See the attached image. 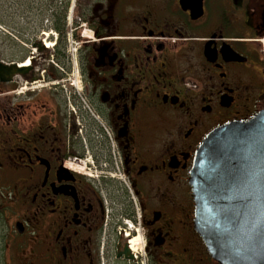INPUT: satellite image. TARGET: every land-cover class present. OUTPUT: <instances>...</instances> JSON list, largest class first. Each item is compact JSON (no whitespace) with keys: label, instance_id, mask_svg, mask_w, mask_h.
Listing matches in <instances>:
<instances>
[{"label":"flooded vegetation","instance_id":"obj_1","mask_svg":"<svg viewBox=\"0 0 264 264\" xmlns=\"http://www.w3.org/2000/svg\"><path fill=\"white\" fill-rule=\"evenodd\" d=\"M0 264H221L195 152L264 111V0H3Z\"/></svg>","mask_w":264,"mask_h":264},{"label":"water","instance_id":"obj_2","mask_svg":"<svg viewBox=\"0 0 264 264\" xmlns=\"http://www.w3.org/2000/svg\"><path fill=\"white\" fill-rule=\"evenodd\" d=\"M0 62V80H2ZM189 184L195 227L223 264H264V111L211 130Z\"/></svg>","mask_w":264,"mask_h":264},{"label":"rangeland","instance_id":"obj_3","mask_svg":"<svg viewBox=\"0 0 264 264\" xmlns=\"http://www.w3.org/2000/svg\"><path fill=\"white\" fill-rule=\"evenodd\" d=\"M8 22L7 17L3 11V0H0V31L3 30L4 25ZM3 38H2V34L0 32V60H2V57L5 54L4 48H3Z\"/></svg>","mask_w":264,"mask_h":264}]
</instances>
